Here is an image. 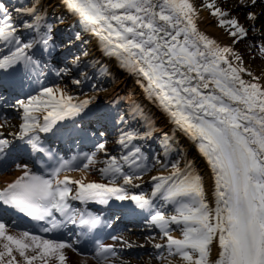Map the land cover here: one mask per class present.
Listing matches in <instances>:
<instances>
[{"label":"snow or ice","instance_id":"6c2138e0","mask_svg":"<svg viewBox=\"0 0 264 264\" xmlns=\"http://www.w3.org/2000/svg\"><path fill=\"white\" fill-rule=\"evenodd\" d=\"M63 2L103 42L108 55L118 57L125 68L140 77L147 96L198 143L213 173L214 204L207 199L204 177L190 163L183 169L173 163L167 176L153 177L156 183L150 196L129 193L127 186L138 178L136 172L146 168L142 148L132 142L153 135L147 121L142 133L121 132L118 143L127 152L119 159L109 157L99 169L111 177L109 183L61 177L63 171L71 170L68 160L61 161L49 175L17 164L21 174L0 188V203L45 221L48 227L43 231L50 233L77 223L90 232L104 223L99 215L74 209L71 200L100 204L113 198L130 200L149 211L148 222L160 229L165 243L154 247L167 250V256L159 257L165 264H172L169 257H178L181 264H264V73L255 75L234 47L252 32L256 42L250 47L264 58V39H260L264 24H258L264 17V0H236L235 8H225L218 0H201L199 5L195 0ZM258 6L259 13L252 10ZM241 8L248 9L246 23L233 15ZM202 10L215 18L231 44H221L199 29ZM17 16L32 19L18 23ZM41 19L35 5L10 8L7 0H0V43L14 46L9 55L0 57V71L20 65L27 71L36 64L29 50L54 47L52 29L41 31ZM21 28L35 31L38 38L23 41ZM73 83L80 85L82 81ZM91 103V98L75 100L64 88L45 87L37 96L15 101L13 107L22 110V123L14 135L33 153L47 152L40 133L51 132L58 122L79 116ZM137 112L143 118L144 114ZM2 128L4 124H0ZM163 135L167 139V133ZM10 145L0 132V156ZM97 150L106 151V143H99ZM95 157V152L85 155L83 168L94 165ZM157 196L176 206L174 214L155 207L153 198ZM173 224L181 226L180 238L171 234ZM213 241L220 250L218 258L210 261ZM79 243L47 239L29 231L14 233L0 220V264H67L65 250L75 251L74 244ZM116 255L111 244H98L95 252L99 264H115L112 258Z\"/></svg>","mask_w":264,"mask_h":264},{"label":"bare ground","instance_id":"6f19581e","mask_svg":"<svg viewBox=\"0 0 264 264\" xmlns=\"http://www.w3.org/2000/svg\"><path fill=\"white\" fill-rule=\"evenodd\" d=\"M22 1L24 0H7V3H9L10 8H16V5H18ZM34 1H37V3H39L38 5L35 4V6H37V9L39 8L40 10V17L42 18L41 22L49 19V17L52 15V17L55 19V22H58V25L57 23L55 24L58 31L63 28L69 29L67 31L68 35L66 36V39L74 36L76 30H80L78 40L80 42H86L90 50L89 56L85 59L86 63H90V65L93 67V72H95L96 74L97 72H101V70L105 68L106 71L110 73L111 78L116 80L111 84L103 85L102 83H99L97 86L93 87L89 96L86 97L91 98L92 103L79 116L69 117L63 121L58 122L51 132L40 133L42 147L47 149L49 146H51L52 148H54L53 151L55 154H58L62 158H66V160L68 161H71V170L63 171L61 173V177H63V175H69L71 177H73L72 175H75L77 164L79 162V159L82 157V153L84 152L88 151V155H91L93 152L96 153L95 159L97 162L94 165L90 166V171H93L97 163L104 160L107 161L108 155L110 153V148H106V151H98L94 150L93 147H91L96 141V134L90 127L94 122H97L99 125L101 124L102 127H105L110 122L112 123L114 119H120V123H125V118L127 117V115H122L119 118L118 108L125 103L127 94H131V98L133 100H129L127 103L130 106L129 115L133 117V120H138L140 118L138 117L137 110H139V112H142L144 114L143 118H147L148 116L152 115L155 116V118L158 119V125L160 126L159 131H168L170 133V141L172 143L169 146L172 147L170 148L171 151L176 150L180 141L184 142V144L187 146L188 153L192 154L203 168L202 171L206 176L208 195L214 204L215 188L213 173L208 165L206 158L200 152L198 143L195 142L189 135L181 131L173 123L171 117L159 106V104L154 102L147 96L140 82V77L125 68L118 57L108 55L103 47V42L100 41L99 38L96 37L93 33L87 30L86 26L80 21L79 17L66 7L63 0ZM195 3L199 5L201 3V0H195ZM208 14L209 13L207 10L201 11L200 19L198 21L199 29L209 36L217 39L221 44H231V39L225 33L224 29L218 27L215 21L210 19ZM17 18L16 19L19 20L21 16H18ZM28 40L31 39H27L26 42ZM3 46V43H0V47ZM8 48H13V46L11 45ZM62 48L63 49H59L56 52H62V50H65L64 44ZM28 54L32 56L34 61H36V64L34 66H31L29 70L25 71L23 65H20L12 70L0 71V124H4V128L0 129V132L3 133L4 137L11 141L10 147L6 149V154L0 156V161L3 157L2 163L0 164V188L4 187L7 183L11 182L21 174V170L16 167L17 164H27L28 168L35 173L43 171L44 164L42 158L44 155H47V153H49L48 150L47 152L33 153L31 149L24 144L23 141L15 137L14 134L19 131V125L22 123V110L13 107L15 101L18 100L16 99V96L21 97L25 94V92H27L24 95V98H22L26 100L28 97L32 96L30 92L32 93V91H36L37 88L35 87L34 82H37V79H39L40 82H43L54 78L58 79L57 87L64 88L66 93L70 94V75L66 73H71L74 72L75 69H78V65L76 66V64H73L69 61L65 62V59L60 60L61 53H58L54 56L53 52V54L49 56L41 52L39 46H36L33 49L29 50ZM243 59L245 65L250 68L255 75H261V73H259V68H257L260 67V65L251 66L247 58L243 56ZM64 62L65 66L64 64H62ZM64 71H66L65 74ZM58 72L64 75H62L61 77L57 75ZM244 78L249 79V77L247 76H245ZM110 80L112 82V79ZM110 80L108 79V82ZM18 83H20V85ZM107 85L109 86L106 87ZM133 93L135 95H133ZM28 94L30 95L28 96ZM133 96H137L136 99H134ZM13 98L15 100H13ZM37 115L42 116L43 113H38ZM51 157L52 153L51 155L45 157V160L48 161ZM74 157L75 159H73ZM58 166L59 165H57L56 167ZM73 178L78 179L76 177ZM82 178L85 179V182H96L95 177L86 178L85 176L81 175L79 179ZM96 180L98 181V179ZM127 187H131L132 191L129 192L130 194H140L143 192V190H145L143 186L139 185L137 182H133V185H128ZM75 188L76 186L73 185L74 191ZM160 198L162 197L157 196L153 198L155 206L157 200H161ZM71 201L72 207L74 209H78L81 212L92 213L96 211L95 208L97 206L101 207L102 205L104 208H106V211H102L104 212L103 218H106V216L107 218L110 217L111 212L107 209H110L111 205L114 204L125 206L126 208L134 206L135 210L131 212L128 211L127 215L128 217L133 218L134 212H136L138 214L136 215L138 221L150 217L149 211L139 209L135 205V202L130 200L120 201L113 198L109 200L107 204H100L96 201ZM116 220L118 222L120 221L119 218H117ZM116 220L114 221L116 222ZM131 220L133 219H130V221ZM133 223H135V221H133ZM147 224L157 228L160 231L158 227L153 226L150 223H146V225ZM80 226L81 225H79V223L75 225L68 224L65 229L69 233L67 232V235H65V237L52 239L68 242L79 240L77 236H75L73 239L69 238V234H75L76 229L78 230L79 228H81ZM8 227L9 230L14 233L25 231L23 227ZM114 236L121 239L113 240L112 237ZM81 237H84L81 240H85V233H82ZM122 240L125 241L126 245L120 244ZM131 241L133 240H131L129 237L125 238L123 235H120L118 231H115L114 229H112V227H110L107 230V236L103 244L115 245L117 255L112 258L115 261V264H139L134 260L131 261L129 257H126L124 255L127 253L131 254L133 252L134 245L129 244L131 243ZM213 243L214 246L212 255L216 256L219 253L218 245H216L217 242L215 241H213ZM79 244L81 245L82 241H80ZM79 244H74V248L76 249L75 251H73L72 249L65 250L68 257L67 264H99V261L95 258L97 247L95 249L91 248L92 250L89 249L88 251L82 252L78 248ZM137 251H140L142 253L144 252L139 249H137ZM144 262V264H148L145 260ZM176 264H181V261L177 260Z\"/></svg>","mask_w":264,"mask_h":264},{"label":"rangeland","instance_id":"374dc122","mask_svg":"<svg viewBox=\"0 0 264 264\" xmlns=\"http://www.w3.org/2000/svg\"><path fill=\"white\" fill-rule=\"evenodd\" d=\"M218 3H221L225 8L231 7L235 8L236 0H218ZM38 5L37 1L34 0H24L20 2L17 7L24 6V7H31L33 5ZM8 6L9 3H8ZM253 11H256L259 13L261 11V7L258 6L255 9H252ZM248 11V9H237L233 12V15L239 16L242 23H246L244 20V13ZM15 15V13H14ZM37 15L40 16V10L37 9ZM209 15V14H208ZM18 17V16H17ZM16 17V18H17ZM210 19L215 21V18L210 16ZM18 19V18H17ZM31 17L29 16H21L17 22L20 21H29L31 22ZM58 22H55V19L52 17V15L49 17V19L44 20L40 24L41 31L45 27H51L52 29V37L54 44V47L50 48L49 50L45 51L42 46H39V49L41 52L45 53L46 55H52L54 52V56L58 53H61V59H65L73 64L78 65V69H75L74 72L66 73L70 76V94L74 97L75 100H82L89 96V94L92 91V88L97 86L99 83L105 84H111L115 82L116 80L111 78L110 73L106 71V69H102L101 72H93V67L90 65V63H86L85 59L89 56L90 50L88 48V44L86 42H80L77 39V34H79L80 30H76V33L74 36L69 37L66 39V36L68 35L67 28L60 29L58 31L57 26L55 24ZM216 23V21H215ZM258 24H264V17L261 18V20L258 22ZM20 38L26 42L27 39H33L38 38V35L35 31L30 29H23L21 28L19 32ZM75 37V38H73ZM260 39H264V37H261ZM256 40L253 38V33H249V38L245 39L244 41L236 44L234 47L238 52H240L245 58L248 59L251 66L253 65H260L259 73H264V58L257 55V52L254 48H251L250 45L255 43ZM232 43V41H231ZM65 45V50H62V52H56L57 50L63 49L62 46ZM3 47H0V57H3L5 55H9L11 51H14L13 48H8L11 45H5L3 44ZM3 50V51H2ZM56 52V53H55ZM87 53V55H85ZM255 57V58H253ZM78 58V59H77ZM65 62L62 63L65 66ZM63 71V70H61ZM66 71H64L65 74ZM60 73V72H59ZM60 74L59 76L62 77ZM81 80L82 83L80 85H76L73 83L74 80ZM108 79H112L108 82ZM37 79V82L35 81V87L37 88L36 91L30 92L32 96H37L41 93L42 89L45 87H57L58 85V79H49L47 81L40 82V80ZM20 85V83H18ZM107 85L106 87H108ZM27 92H25L26 94ZM24 94V95H25ZM28 94V96L30 95ZM24 95L19 97L16 96V99H22L24 98ZM133 95H135L133 93ZM27 97V96H26ZM134 99H136L137 96H133ZM13 100H15L13 98ZM129 100H133L131 98V94H127L125 103L121 105L118 108V114L119 118L122 115H127L125 118V123H120V119H114L113 120V126L110 125L111 130L104 132V130L100 129L98 125H95L94 127H91V129L96 134V141L93 144V149L97 150V145L99 143H106V148H110V153L108 155V158L111 156H116L118 159L127 152V149H124L121 145H119L118 140L120 138L122 131H128V130H135L137 132H143L145 128L147 127V122L151 123V131L153 132V135L150 138L147 139H137L134 140L132 143L136 146H139L142 148V153L145 157V164L146 168L143 171H137L136 176L137 179L134 180V182H137L139 185L143 186L145 190H143V194L150 195L153 191L154 185L156 181L153 180V177H158L160 175L167 176L170 172L173 171L171 165L173 163H178L179 167L181 169L185 168L187 164H191L192 169L195 172L200 173L204 177L206 191H207V185H206V176L203 173V168L201 167L200 163L197 161V159L192 155L188 153L187 146L184 144V142H179L176 150L171 151L169 145H171L170 141V133L168 131H159V125H158V119L155 118V116H148L147 118H140L138 120H133V117L129 115V108L130 106L127 104ZM129 115V116H128ZM107 117V116H106ZM117 121V122H116ZM107 127V126H106ZM105 133V134H103ZM164 133H167V139L164 137ZM103 134V135H102ZM166 145L167 147L166 149ZM89 152L82 153V157L79 159V162L77 164L76 173L75 175H72L73 177H76L79 179V177L85 176L86 178H92L95 177V181L99 183H109L111 180V177L104 176L99 169L103 168L105 166V161L99 162L96 164V167L93 169V171H90L89 168L85 169L83 168V165L87 163L85 159V155H88ZM107 158V160H108ZM163 163V164H162ZM125 171H128L127 166L125 167ZM95 175V176H93ZM98 179V181L96 180ZM122 182V181H118ZM128 191L131 192V187H127ZM147 191V192H146ZM208 193V191H207ZM157 200L156 208H160L161 210L165 211L167 215L174 214L175 211V205L163 200ZM207 199L210 204H213L211 198L209 195H207ZM150 217L143 222L144 225L139 227H134L132 230H124L121 232L120 235H123L125 238L129 237L131 240V243L133 246V252L131 254H124L126 257H129L131 261H135L139 264H144V260L148 264H165L162 260L159 259L161 255L167 256V250L166 249H156L154 247V244L157 243H165V239L162 236V233L155 227H152L150 225H146V223H149ZM171 234L177 238L181 237V226L180 225H171ZM217 242V241H215ZM120 244L126 245L125 241H121ZM218 245V242L216 243ZM213 246L214 243L211 245V253H210V261H214L218 258V254L216 256H213ZM137 249L144 251L143 253L140 251H137ZM219 246H218V252H219ZM143 257V258H142ZM144 259V260H143ZM169 260H171L172 264H176V261H180L178 257H169ZM129 263V262H128Z\"/></svg>","mask_w":264,"mask_h":264}]
</instances>
